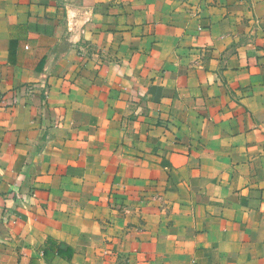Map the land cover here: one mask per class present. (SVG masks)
<instances>
[{"label":"crops","instance_id":"1","mask_svg":"<svg viewBox=\"0 0 264 264\" xmlns=\"http://www.w3.org/2000/svg\"><path fill=\"white\" fill-rule=\"evenodd\" d=\"M0 264H264V0H0Z\"/></svg>","mask_w":264,"mask_h":264},{"label":"built area","instance_id":"2","mask_svg":"<svg viewBox=\"0 0 264 264\" xmlns=\"http://www.w3.org/2000/svg\"><path fill=\"white\" fill-rule=\"evenodd\" d=\"M0 199H1V193H0Z\"/></svg>","mask_w":264,"mask_h":264}]
</instances>
